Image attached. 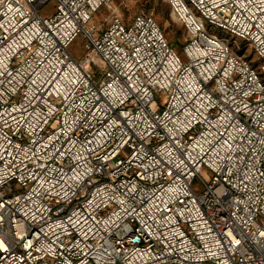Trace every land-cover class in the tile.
Returning a JSON list of instances; mask_svg holds the SVG:
<instances>
[{
	"label": "built area",
	"instance_id": "built-area-1",
	"mask_svg": "<svg viewBox=\"0 0 264 264\" xmlns=\"http://www.w3.org/2000/svg\"><path fill=\"white\" fill-rule=\"evenodd\" d=\"M47 1L0 0V264H264V0H167L183 58Z\"/></svg>",
	"mask_w": 264,
	"mask_h": 264
},
{
	"label": "rangeland",
	"instance_id": "rangeland-1",
	"mask_svg": "<svg viewBox=\"0 0 264 264\" xmlns=\"http://www.w3.org/2000/svg\"><path fill=\"white\" fill-rule=\"evenodd\" d=\"M56 2L55 0H49L39 9L41 15H49L54 11ZM145 11L154 16L159 25L163 29L165 37L169 44L174 48L177 54L183 58L182 47L187 37V32L184 25L178 21L171 14V6L167 0H112L110 6L102 7L97 12L91 24H102L104 19L110 15H120L125 21H130L135 14ZM224 31H218L219 34H223ZM83 39L81 34L75 39L71 45L70 50L78 58L83 59L85 50H83ZM235 50L243 53L247 58L254 59V63H257L256 55L250 45L244 41L237 39L234 42ZM100 72L103 73V70ZM160 101L165 98L164 93L158 95ZM204 175H208V171L202 169ZM195 185L201 187V183L198 180L195 181Z\"/></svg>",
	"mask_w": 264,
	"mask_h": 264
},
{
	"label": "bare ground",
	"instance_id": "bare-ground-1",
	"mask_svg": "<svg viewBox=\"0 0 264 264\" xmlns=\"http://www.w3.org/2000/svg\"><path fill=\"white\" fill-rule=\"evenodd\" d=\"M175 17V16H174ZM176 18V17H175Z\"/></svg>",
	"mask_w": 264,
	"mask_h": 264
}]
</instances>
